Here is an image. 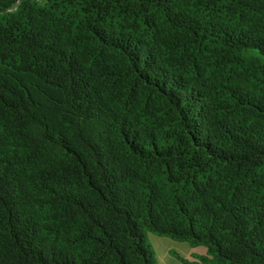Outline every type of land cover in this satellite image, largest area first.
Instances as JSON below:
<instances>
[{
  "label": "trees",
  "instance_id": "trees-1",
  "mask_svg": "<svg viewBox=\"0 0 264 264\" xmlns=\"http://www.w3.org/2000/svg\"><path fill=\"white\" fill-rule=\"evenodd\" d=\"M146 233L264 264V0H0V264Z\"/></svg>",
  "mask_w": 264,
  "mask_h": 264
},
{
  "label": "rangeland",
  "instance_id": "rangeland-1",
  "mask_svg": "<svg viewBox=\"0 0 264 264\" xmlns=\"http://www.w3.org/2000/svg\"><path fill=\"white\" fill-rule=\"evenodd\" d=\"M145 237L147 244L154 252L157 264H184L181 259L186 260L188 264H195V262H199L197 257L207 255L206 248L192 247L188 242L177 241L153 233H146Z\"/></svg>",
  "mask_w": 264,
  "mask_h": 264
}]
</instances>
